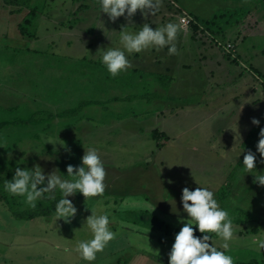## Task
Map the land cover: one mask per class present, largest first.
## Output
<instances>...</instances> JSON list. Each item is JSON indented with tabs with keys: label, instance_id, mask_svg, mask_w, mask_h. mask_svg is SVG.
<instances>
[{
	"label": "rangeland",
	"instance_id": "374dc122",
	"mask_svg": "<svg viewBox=\"0 0 264 264\" xmlns=\"http://www.w3.org/2000/svg\"><path fill=\"white\" fill-rule=\"evenodd\" d=\"M167 1L171 7L161 2L178 24L183 9L188 10L184 3L197 8L201 18L216 13L213 29L199 31L203 36L194 25L185 28L201 36L197 40L219 52L234 71L249 73L251 83L244 80L224 99L207 105L202 92L209 95L211 86L202 81V72L181 69L186 80L180 104L154 106L155 95H165L163 82L169 80L145 71H155L159 66L152 61L163 56L153 59L152 50L132 54V67L115 81L95 54L101 47L118 46L117 29L127 24L121 19L107 23L101 16L104 30L100 36L94 32L98 0H33L32 6L38 7L34 16L31 8L0 0V177L36 164L45 173L59 168L66 174L68 165H80L89 147L98 150L106 170L102 196L68 197L77 209L69 221L55 215L20 221L0 201V264H88L74 248L79 240L91 239L83 226L91 209L108 212L116 233L91 264H168L174 236L182 227L169 202L174 199L186 216L182 189L194 190L197 184L214 191L232 216L236 238L228 254L234 263L264 260V250H257L253 242L264 237V187L240 170L243 154L256 152L258 133L264 128V94H259V103L258 91H250L259 83L254 72L264 79V0ZM190 16L201 26L211 20ZM29 19L35 24L30 28L34 36L25 38L20 28ZM104 34L108 35L103 40ZM210 35L234 43L236 52L228 55ZM90 45L93 48H87ZM251 45L261 58L257 70L250 65L252 73L243 62ZM192 54L188 60L193 63ZM259 91L264 93V81ZM130 96L137 97V103L121 104L119 109L107 101ZM242 105L250 108L249 115L240 116L236 125L232 121ZM253 118L260 120L259 126L252 124ZM257 171H264V164L257 163ZM151 215L164 227L149 220ZM213 241L217 247L223 243L215 236Z\"/></svg>",
	"mask_w": 264,
	"mask_h": 264
},
{
	"label": "clouds",
	"instance_id": "9594fccd",
	"mask_svg": "<svg viewBox=\"0 0 264 264\" xmlns=\"http://www.w3.org/2000/svg\"><path fill=\"white\" fill-rule=\"evenodd\" d=\"M160 3L161 0H98V7L100 13L107 14L112 22L121 17L132 22L138 10L144 17L154 15ZM127 25H122L119 30L118 46L101 47L95 54L112 77L132 67L128 59L132 54L151 49L160 51L166 47L169 56L178 54L175 41L180 25L177 23L169 22L155 29L149 23H144L138 30H129ZM56 54H61L59 49ZM238 119L237 112L232 122L237 125ZM251 122L260 125V120L256 118ZM258 137L256 152L248 150L244 153L243 149L236 154L235 161L237 163V159L244 153L240 170L245 175L251 174L254 177L253 183L264 187V171H257V163L264 164V128H260ZM256 153H259V161ZM105 177L106 170L98 150L89 147L85 149L80 165H68L66 174L59 168L45 173L39 164L31 168L17 167L10 180L4 179L2 189L12 196L23 197L24 203L32 208L44 198L55 199L54 194L59 192L55 217L69 221L76 215L77 209L68 197L77 193L86 199L102 196ZM197 185L194 190L189 187L182 189V212L186 216L181 214L174 199L169 202L171 212L178 217L182 227L174 236L168 253V264H234V258L228 254L230 242L236 238L232 216L221 207L214 191L202 184ZM112 222L113 218L108 212L98 214L91 209V215L83 223L90 231L91 239L79 240L74 248L83 261L91 264L96 260L97 253L103 252L116 238V233L110 228ZM197 231L203 235H195ZM213 236L223 241L219 247L214 243ZM253 242L257 250H264V237H258Z\"/></svg>",
	"mask_w": 264,
	"mask_h": 264
},
{
	"label": "crops",
	"instance_id": "0c3cea01",
	"mask_svg": "<svg viewBox=\"0 0 264 264\" xmlns=\"http://www.w3.org/2000/svg\"><path fill=\"white\" fill-rule=\"evenodd\" d=\"M161 1H166L168 4L167 0H161ZM171 4H176L173 3V1L171 2ZM186 7H188L186 9H183V11H185L186 13H190L192 15H194V17L198 20H205V19H210L212 16H214L216 13L211 14L209 17H199V15L197 16L198 13V9L195 7H190L188 4L184 3ZM178 7L179 5L176 4ZM169 7L170 4H168ZM174 6V5H173ZM179 9V8H178ZM84 12H82V14H84ZM97 14L99 15L96 24H94V32H98L97 34L100 36V32L101 30H104L101 28L103 21L101 19V16L104 17V19H106L107 23H110L111 21L108 19L107 14H101L100 10L97 11ZM182 17V15H181ZM122 20V23L125 21L126 24L129 25V27L133 30H138L144 23H149L151 27L154 26V28L161 26L163 24L169 23V22H173V23H177V21H174V17L172 16L171 12H169V10L162 4V2L159 5L158 10L155 12L154 15H148L146 17H144L143 15H141V13L138 12L136 13V15L133 17L132 22L127 21L124 17H121L118 19ZM124 20V21H123ZM180 25V30L177 33V39L175 41L177 49H178V54L177 55H172L169 56L168 55V51H167V47L164 48L161 51H157L155 49H151L153 56V59L155 57H160V55H162V58H158L155 62L152 61L153 65L159 66L156 67L155 71L149 72V71H145L144 69L142 73H152L154 74L152 77L154 78H159L161 80V78L163 76L168 77L169 82H163L164 84V88L165 89V95L160 96V95H155L154 97V101L152 102L153 105H159V104H163L166 106L168 105L169 107H173L172 105H176V104H180L181 101V96L179 94L180 92V88H182L183 86V79L186 80V78H184L183 74L184 73H180L178 72L179 70L183 69V70H197V71H201L202 72V81L207 82L208 86H211V90L209 95L206 94V92H202V97L201 100L203 102H205L207 105H211L214 104L215 102H210V101H215L216 99H224L232 89H236V86L240 85L242 83V81L244 82V80L246 81V83L250 84V77H249V73H245V75L243 76L242 72L239 71H234L233 69V65L228 64V61L226 60V58L222 57L220 55L219 52L211 49V46H209L208 44L205 45L202 41H198L197 39H199V37L203 36L201 35V33L199 32L198 34L201 36H194L193 31L189 30L188 28H185L182 24H181V20H179V24ZM120 30V29H117ZM93 31H91L92 34ZM108 34H104V36H102L103 40L106 38ZM253 40L256 42L257 40H259V38H253ZM253 42V41H252ZM234 44V43H233ZM255 45H251L249 46V50H245L246 51V55L244 56V63H248L249 67L248 69L250 70V72L252 73V67H254L255 70H257V65L259 64V62L261 61L260 58V52L257 51V48H255ZM87 48H93L92 45H90ZM184 50H186L184 52ZM187 51H194L195 55L187 52ZM193 55L194 58V62L192 63L191 61L188 60L189 55ZM183 55L185 57V60L183 61ZM83 56V55H81ZM136 56H139V54H136ZM180 56V57H178ZM81 58V57H80ZM179 58V63H177V60ZM81 59V60H85ZM239 61V59H238ZM101 63V62H100ZM235 64V63H234ZM254 64V65H253ZM257 64V65H256ZM102 65V63H101ZM250 65H253L252 67H250ZM136 71H140L139 67H134L133 68ZM247 69V70H248ZM145 71V72H144ZM162 74H159V73ZM254 72V71H253ZM251 75V74H250ZM254 77H257V80H259V83L255 84V86L258 85V87H252L250 91H258V98L257 100L262 101V98L260 97V95H263L264 93L259 91L260 90V81H264L263 79V75L254 72ZM262 75V76H261ZM252 76V75H251ZM253 77V76H252ZM253 77V78H254ZM113 79L116 81L119 79V77H113ZM254 80H256L254 78ZM165 81V80H162ZM178 86V87H177ZM177 87V88H176ZM206 90V88H205ZM164 91L162 93H164ZM247 93V91L245 92V94ZM248 94H249V90H248ZM260 94V95H259ZM137 97H133L130 96L128 99H113V100H107L110 101V105L112 106V108H116L119 109L121 107V104L124 105H132L137 103L138 100H136ZM148 103V107H152L151 109H153V106ZM258 103V104H259ZM97 104V103H96ZM91 105V104H90ZM92 105H95L92 104ZM151 105V106H150ZM184 105V104H183ZM256 106V105H255ZM249 107H245V106H241L239 108V113L238 116L241 118H247L249 115ZM248 111V112H247ZM248 114V115H247ZM247 115V116H246ZM246 116V117H244ZM213 119V118H212ZM222 119H224L222 117ZM230 121V120H229Z\"/></svg>",
	"mask_w": 264,
	"mask_h": 264
},
{
	"label": "trees",
	"instance_id": "16d2710c",
	"mask_svg": "<svg viewBox=\"0 0 264 264\" xmlns=\"http://www.w3.org/2000/svg\"><path fill=\"white\" fill-rule=\"evenodd\" d=\"M4 1L10 5H15L21 8L22 7L31 8L30 13H32L33 16L37 13V10H38V7L32 6L33 0H4ZM214 19H215V15L211 17V20H206V22H202L203 23L202 26H204V28L209 29V30L213 29L212 27H214V23H215ZM33 22H34L33 20L29 19L26 21V23L23 26H21L20 31L23 37L31 38L34 36V34L32 33V31L34 30L32 29L30 30V28L34 27L35 25ZM192 28L197 29L199 31L198 25H194ZM168 79L169 78L168 77L165 78V76L161 78V80H168ZM88 104L92 105L94 104V102H89ZM12 176H13L12 174H7L3 177H0V201L3 202L8 207L9 211L12 213L14 218L20 221H30V220H34L39 217H52L55 215V207H56L57 201L60 199V195L57 196L55 199H45L44 198L43 200L38 201L35 208L29 207L28 205L24 203L23 197L12 196L8 194L7 192L3 191L2 185H3L4 179L10 180ZM148 219L155 223L158 222L161 226L164 227V225L161 224V222H159L156 217L151 215V216H148ZM197 233L198 232H196L195 235L201 236V233L200 235ZM234 264H264V260L263 259H253L249 262L237 261Z\"/></svg>",
	"mask_w": 264,
	"mask_h": 264
},
{
	"label": "built area",
	"instance_id": "2783aa9c",
	"mask_svg": "<svg viewBox=\"0 0 264 264\" xmlns=\"http://www.w3.org/2000/svg\"><path fill=\"white\" fill-rule=\"evenodd\" d=\"M173 5L177 8H179L176 4H173ZM181 24L184 27H188V26L191 27L192 25H198L200 32L204 31V29H205L203 26L199 25L196 22V20L192 16H190V14L186 13L185 11H182ZM210 36L212 37L211 40H213L214 43L219 48H222L228 55H231L232 53L236 52V47L232 42L214 39V37L212 35H210ZM261 82L263 83L262 80H261Z\"/></svg>",
	"mask_w": 264,
	"mask_h": 264
}]
</instances>
